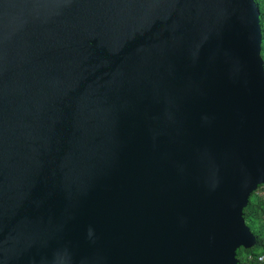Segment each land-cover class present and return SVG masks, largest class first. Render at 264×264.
Wrapping results in <instances>:
<instances>
[{"label":"water","instance_id":"1","mask_svg":"<svg viewBox=\"0 0 264 264\" xmlns=\"http://www.w3.org/2000/svg\"><path fill=\"white\" fill-rule=\"evenodd\" d=\"M260 41L254 0H0V264H238Z\"/></svg>","mask_w":264,"mask_h":264},{"label":"trees","instance_id":"2","mask_svg":"<svg viewBox=\"0 0 264 264\" xmlns=\"http://www.w3.org/2000/svg\"><path fill=\"white\" fill-rule=\"evenodd\" d=\"M258 9L261 35V56L264 60V0H254ZM264 192V185H260L248 200L243 209L246 225L256 237V244L250 249L240 248L236 251L238 264H264V199L258 195Z\"/></svg>","mask_w":264,"mask_h":264},{"label":"built area","instance_id":"3","mask_svg":"<svg viewBox=\"0 0 264 264\" xmlns=\"http://www.w3.org/2000/svg\"><path fill=\"white\" fill-rule=\"evenodd\" d=\"M258 195L264 199V192H259Z\"/></svg>","mask_w":264,"mask_h":264}]
</instances>
